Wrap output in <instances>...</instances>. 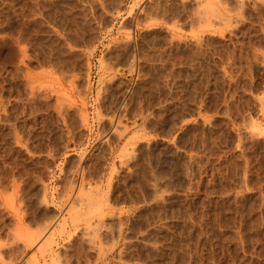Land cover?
I'll use <instances>...</instances> for the list:
<instances>
[{"label":"rangeland","instance_id":"374dc122","mask_svg":"<svg viewBox=\"0 0 264 264\" xmlns=\"http://www.w3.org/2000/svg\"><path fill=\"white\" fill-rule=\"evenodd\" d=\"M0 264H264V0H0Z\"/></svg>","mask_w":264,"mask_h":264},{"label":"bare ground","instance_id":"6f19581e","mask_svg":"<svg viewBox=\"0 0 264 264\" xmlns=\"http://www.w3.org/2000/svg\"><path fill=\"white\" fill-rule=\"evenodd\" d=\"M146 32V31H145ZM148 34V33H147ZM44 244H42V246H43ZM50 251V250H49Z\"/></svg>","mask_w":264,"mask_h":264}]
</instances>
